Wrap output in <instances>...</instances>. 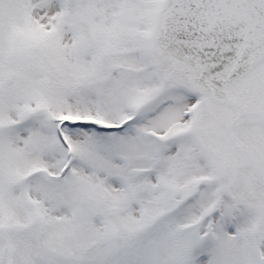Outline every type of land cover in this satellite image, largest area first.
Instances as JSON below:
<instances>
[{
    "label": "snow or ice",
    "instance_id": "snow-or-ice-1",
    "mask_svg": "<svg viewBox=\"0 0 264 264\" xmlns=\"http://www.w3.org/2000/svg\"><path fill=\"white\" fill-rule=\"evenodd\" d=\"M0 264H264V0H0Z\"/></svg>",
    "mask_w": 264,
    "mask_h": 264
}]
</instances>
